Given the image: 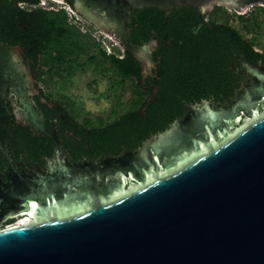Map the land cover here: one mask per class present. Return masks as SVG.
Segmentation results:
<instances>
[{"label": "water", "instance_id": "95a60500", "mask_svg": "<svg viewBox=\"0 0 264 264\" xmlns=\"http://www.w3.org/2000/svg\"><path fill=\"white\" fill-rule=\"evenodd\" d=\"M173 4H188L199 13L215 5L239 13L264 6V0H73L74 10L110 33L140 63L144 76L155 64L158 38L142 44L130 40L133 10ZM6 61L14 65L0 70V78L12 71L31 79L21 48L0 40V66ZM245 65L264 80L258 68ZM258 96L264 97L263 88ZM250 101L249 95L241 100L249 116L244 121L240 112L215 109L207 101L187 110L144 142L145 148L158 154L163 147L179 145L182 126L211 133L200 136L196 148L176 164L150 165L140 178L132 174L138 183L129 187L121 173L120 185L112 191L79 193L73 188L60 200L48 192L47 203L26 193L21 196L24 207L14 203L0 208L33 218L0 224V264H264V111ZM224 116H234L239 125L214 132Z\"/></svg>", "mask_w": 264, "mask_h": 264}, {"label": "flooded vegetation", "instance_id": "af4514ba", "mask_svg": "<svg viewBox=\"0 0 264 264\" xmlns=\"http://www.w3.org/2000/svg\"><path fill=\"white\" fill-rule=\"evenodd\" d=\"M216 6L220 5H215L213 9ZM220 7L227 9L224 6ZM136 9L133 10L129 24L133 17L137 16ZM212 10L207 13L197 12L198 16L194 20L196 28L204 23L208 24L213 31L205 29L199 33V37L208 38L207 33L211 31L210 38L216 41L217 47L212 53L214 61L207 67L208 81L206 88L204 87L205 93L199 100L188 98L197 94L200 89L194 79L187 84L178 85L170 76V73L176 69H184L191 61L185 59L177 66L173 48L166 42L161 48L159 35L153 31L151 38H158V46L152 53L155 61L152 70L161 65L163 75L155 78L152 71L147 76L141 73L136 77L144 95L138 106H142V113L146 114L162 87L167 96L163 108L173 110L170 113L182 110L183 112L174 116L171 121L168 120L169 113L163 116V123L167 122V125L150 133L135 147L131 145L132 143L106 139L109 133L113 134L111 129L107 130L106 127L118 116L108 122L97 124L80 121L69 112L67 106L52 90L45 89L42 85L43 79H39L37 75V66L43 59V52L37 51L32 45L26 48L21 44L7 43L21 48L24 61L30 67L31 79L24 72L16 75L12 71L0 78V208L14 203H18V207H24L25 199L21 196L26 193H31L36 196V200L47 203L45 195L48 192L57 193L56 198L60 200L73 188L79 193L86 190L93 193L102 190L112 191L119 187L121 173L126 175L129 187L133 182L138 183L134 176L143 177L150 165L159 164L158 166L163 168L164 165L176 164L181 155L196 148L200 136L204 137L209 132L208 128L192 131L182 126L181 130L184 131L182 142L179 145L163 147L158 154L153 147L145 148L144 142L154 134L166 130L174 120L183 118L187 110L201 108L204 101L215 109L240 112L244 121L249 116L241 100L249 95L250 106H257L262 113L264 97L258 96V91L259 88L264 89V80L247 71L245 63L249 62L264 74V57L247 59L241 42L222 33V28L218 25L209 26L212 19L209 13ZM83 17L96 27L92 21ZM177 38L179 39L177 45L181 51L187 42L182 33H179ZM2 64L1 72L14 65L8 61ZM167 72L169 74H166ZM133 81L135 82V79ZM150 98L152 99L149 103ZM142 102H145L144 105ZM28 103L29 105H26ZM236 125L239 124L234 116L231 118L224 116L213 130L216 132L223 128L226 131L229 127L233 130ZM112 127L115 129L116 124ZM142 148L144 150L140 155ZM101 174L108 175L109 179L106 180ZM26 221H33L28 212L22 214L18 211L0 212V224L3 226L23 224Z\"/></svg>", "mask_w": 264, "mask_h": 264}, {"label": "trees", "instance_id": "16d2710c", "mask_svg": "<svg viewBox=\"0 0 264 264\" xmlns=\"http://www.w3.org/2000/svg\"><path fill=\"white\" fill-rule=\"evenodd\" d=\"M39 2L40 0H0V40L9 44H21L26 48L32 45L37 51L43 52V59L37 66L39 79L44 78L45 68L54 58L62 59L63 52L89 54L97 48L100 55L110 62L112 68L120 76L135 79V86L141 91L136 79L141 75V67L128 52L119 53L115 50L108 52L91 30L84 31L72 21L65 7L48 8L40 6ZM67 2L74 9L73 0ZM26 5H32V7H26ZM262 8L264 9L263 6ZM197 12L196 8L188 4H173L167 8L158 5L143 6L135 10L137 16L133 17L129 24L131 30L129 38L132 42L141 44L149 40L155 31L159 35L161 48L165 42L173 48L177 66L185 59L191 61L184 69H176L170 73V76L178 85L187 84L191 79L195 80L200 89L197 94L188 97L193 100L201 99L205 93L208 81L207 67L214 61L212 53L217 50L216 41L210 38V32L213 30L208 27V24L204 23L198 28L194 27ZM216 21L211 19L210 23L213 26L218 25L222 28V33L241 42L247 59L264 57V53L255 48L253 41L245 37L235 26L228 22L217 23ZM205 29L211 30L207 33L209 37L200 38L199 33ZM179 33L184 35L185 42H187L181 51L177 45ZM156 60H158L157 57ZM152 71V76L155 78L163 75L161 65ZM166 99V92L160 87L154 103L149 106L146 114L142 113V106L126 110L118 118L113 119V124L106 127L113 133H109L106 139L132 143L133 147L139 145L141 140L150 133L167 125V122L163 123V116L169 113L168 120L171 121L174 116L183 112L182 110L178 113H170L173 112V110L168 111L170 108L165 110L163 106ZM142 103L144 105L145 102ZM114 124H116L115 129L112 127Z\"/></svg>", "mask_w": 264, "mask_h": 264}, {"label": "rangeland", "instance_id": "374dc122", "mask_svg": "<svg viewBox=\"0 0 264 264\" xmlns=\"http://www.w3.org/2000/svg\"><path fill=\"white\" fill-rule=\"evenodd\" d=\"M39 4L48 8H68V2L62 0H40ZM209 15L212 19L228 22L240 29L245 37L253 41L255 48L264 53L262 5L250 6L240 13L216 6ZM78 20L81 26L95 31L101 39L103 35L106 37L103 44L108 52L115 50L122 53L120 43L110 33L99 34L96 32L98 28L82 15ZM61 57L54 58L46 66L42 85L52 90L76 119L92 124L108 122L140 104L144 95L136 88L133 79L120 76L97 48L89 54L63 52Z\"/></svg>", "mask_w": 264, "mask_h": 264}, {"label": "built area", "instance_id": "2783aa9c", "mask_svg": "<svg viewBox=\"0 0 264 264\" xmlns=\"http://www.w3.org/2000/svg\"><path fill=\"white\" fill-rule=\"evenodd\" d=\"M40 6H41V4H39ZM68 6V8H66L67 10H68V12H69V16L71 17V19H72V21L73 22H75L76 24H78L81 28H82V30H84V31H86L87 29H89L88 27H83V26H81L80 25V21L78 20V18H79V13L78 12H76L70 5H67ZM51 7H53V6H51ZM51 7H49V8H51ZM240 13V12H239ZM81 16V15H80ZM89 30H91V29H89ZM96 32H99V34H103L102 33V31L101 30H97ZM93 34L95 35V37H96V39L97 40H99V41H101L102 42V44H103V42H105V40H106V37L103 35V38L101 39V37H100V35H97L96 33H95V31L93 32ZM104 45V44H103ZM113 45V44H112ZM113 51V50H112ZM123 51V50H122ZM111 52V51H110ZM16 224H18V223H16ZM12 225H14V224H11V225H6L5 227H8V226H12Z\"/></svg>", "mask_w": 264, "mask_h": 264}, {"label": "bare ground", "instance_id": "6f19581e", "mask_svg": "<svg viewBox=\"0 0 264 264\" xmlns=\"http://www.w3.org/2000/svg\"><path fill=\"white\" fill-rule=\"evenodd\" d=\"M23 222V221H22ZM27 222V221H26ZM25 223V222H24Z\"/></svg>", "mask_w": 264, "mask_h": 264}]
</instances>
